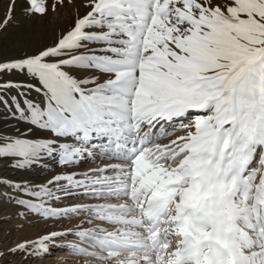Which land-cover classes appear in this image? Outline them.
Segmentation results:
<instances>
[{
	"label": "snow or ice",
	"instance_id": "6c2138e0",
	"mask_svg": "<svg viewBox=\"0 0 264 264\" xmlns=\"http://www.w3.org/2000/svg\"><path fill=\"white\" fill-rule=\"evenodd\" d=\"M0 204V264H264V0H0Z\"/></svg>",
	"mask_w": 264,
	"mask_h": 264
},
{
	"label": "rangeland",
	"instance_id": "374dc122",
	"mask_svg": "<svg viewBox=\"0 0 264 264\" xmlns=\"http://www.w3.org/2000/svg\"><path fill=\"white\" fill-rule=\"evenodd\" d=\"M16 16L17 17L20 16L19 9L16 12ZM15 211L16 209L11 205L0 204V221H2L8 215L14 214ZM19 223L20 221L14 220L11 224L0 225V244H3L6 242L5 235H4L5 232L11 228H14ZM42 230H43V225L32 226V227L25 226L22 232L14 234L13 239L20 240L26 237L28 238L34 237L39 231H42ZM67 258L68 257H65L62 252H53L52 257L50 259L43 261V264H60V261L62 259H67ZM37 264H39V262H37Z\"/></svg>",
	"mask_w": 264,
	"mask_h": 264
}]
</instances>
